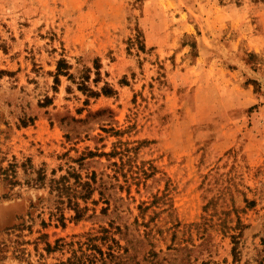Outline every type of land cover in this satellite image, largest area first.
Listing matches in <instances>:
<instances>
[{"label": "rangeland", "instance_id": "1", "mask_svg": "<svg viewBox=\"0 0 264 264\" xmlns=\"http://www.w3.org/2000/svg\"><path fill=\"white\" fill-rule=\"evenodd\" d=\"M0 264H264V0H0Z\"/></svg>", "mask_w": 264, "mask_h": 264}]
</instances>
